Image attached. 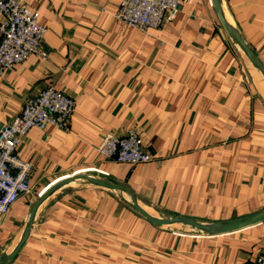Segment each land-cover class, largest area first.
<instances>
[{
	"label": "crops",
	"instance_id": "obj_1",
	"mask_svg": "<svg viewBox=\"0 0 264 264\" xmlns=\"http://www.w3.org/2000/svg\"><path fill=\"white\" fill-rule=\"evenodd\" d=\"M25 1L48 28L49 56L31 54L0 75V126L50 85L75 108L67 130L32 128L19 147L33 164L31 191L0 214V255L15 248L39 197L63 182L7 264H252L264 221L204 234L159 226L129 204L130 191L154 215L201 222L264 211V77L214 1L181 0L173 21L148 32L115 17L121 0ZM220 2L264 65V0ZM132 128L151 161L99 154L105 134ZM84 173L128 191L74 178Z\"/></svg>",
	"mask_w": 264,
	"mask_h": 264
},
{
	"label": "built area",
	"instance_id": "obj_2",
	"mask_svg": "<svg viewBox=\"0 0 264 264\" xmlns=\"http://www.w3.org/2000/svg\"><path fill=\"white\" fill-rule=\"evenodd\" d=\"M181 0H121L115 17L128 26L148 32L173 21ZM48 28L38 20V12L25 0H0V75L31 54L49 56L44 48ZM75 108L73 96L50 85L29 98L22 112L0 126V214H7L20 195L30 192V161L19 156V147L32 128L44 130L49 124L67 130ZM107 160L125 163L148 162L153 155L143 146L141 134L129 129L118 136L107 133L97 147ZM109 175L107 171H102ZM41 190L38 195H41ZM252 264H264V251Z\"/></svg>",
	"mask_w": 264,
	"mask_h": 264
},
{
	"label": "water",
	"instance_id": "obj_3",
	"mask_svg": "<svg viewBox=\"0 0 264 264\" xmlns=\"http://www.w3.org/2000/svg\"><path fill=\"white\" fill-rule=\"evenodd\" d=\"M214 5L216 10L219 13V16L221 18L222 24L224 25L226 31L228 32L230 38L232 41L241 49V51L245 54V56L248 58L250 63L259 71L264 77V65L259 59L258 55L256 52L246 43V41L243 39L240 31L238 28H236L234 25H232L227 18L224 16L222 12V7H221V2L220 0H213ZM74 178H82L86 179L87 181H90L93 184H103V185H109L111 187L117 188L119 190H126L128 191L125 187L120 186L114 182H106L104 180H101L99 178H96L90 173H84V174H79L75 176ZM72 179V178H70ZM63 182V181H62ZM62 182H59L58 184L54 185L52 188L44 192L42 196L39 197L32 213L31 216L28 220V223L26 225V228L15 246V248L11 252H3L0 255V264H7L8 260L14 255L20 244H22L23 240L28 234V231L30 227L32 226V223L34 222V217L36 215L37 209L39 208L40 204L48 195H50ZM131 196V201L129 202L130 206L138 211L140 214H142L145 218H147L150 222L157 224L159 226H165V225H173V224H182L190 227L193 230H197L201 233L204 234H222V233H228L232 232L241 228H244L246 226L258 223L260 221H264V211L253 214V215H248L240 218H232L229 220H224V221H218V222H201L198 220H195L193 218H190L188 216H183V215H177L173 217H161L152 214L145 208H143L135 195L132 192H128Z\"/></svg>",
	"mask_w": 264,
	"mask_h": 264
},
{
	"label": "bare ground",
	"instance_id": "obj_4",
	"mask_svg": "<svg viewBox=\"0 0 264 264\" xmlns=\"http://www.w3.org/2000/svg\"><path fill=\"white\" fill-rule=\"evenodd\" d=\"M252 66V65H251ZM257 72L258 74L263 78V75L261 74V72H259L254 66H252ZM264 79V78H263Z\"/></svg>",
	"mask_w": 264,
	"mask_h": 264
}]
</instances>
